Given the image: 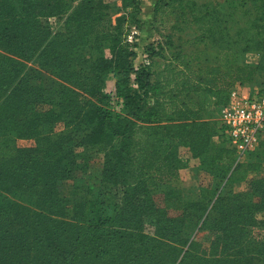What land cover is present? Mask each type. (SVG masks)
<instances>
[{
	"label": "trees",
	"instance_id": "1",
	"mask_svg": "<svg viewBox=\"0 0 264 264\" xmlns=\"http://www.w3.org/2000/svg\"><path fill=\"white\" fill-rule=\"evenodd\" d=\"M250 1L253 17L235 26L230 0H157L155 15L176 13L181 24L172 29L193 27L190 41L215 56L201 60L172 50L171 34H164L159 50L149 48L151 61L135 68L136 52L123 36L125 18L113 26L104 0H0V264H264V237L249 236L256 223L264 225L255 217L264 212V133L256 162L247 164L253 173L248 190L256 198L211 190L194 204L198 211L205 204L198 231L211 233L206 249L194 238L187 245L191 203L177 188L179 146L193 158L213 150L211 162L223 161L221 176L236 153L218 118L192 96L212 94L213 108L219 104L221 111L237 85L264 92V0ZM121 8L134 13L138 0H121ZM42 16L56 17L60 30L53 33ZM250 52L256 62L245 59ZM155 57L165 59L157 68ZM42 69L54 71L58 88L34 83ZM112 73L120 111L106 106ZM73 134H81L85 150L103 152L99 179L111 183L122 202L114 216L101 213L99 192L80 197L67 216L59 181L74 170L67 146ZM19 139L31 144L19 146ZM172 182L176 187L162 192L159 208L151 188ZM165 247L171 252L161 258Z\"/></svg>",
	"mask_w": 264,
	"mask_h": 264
},
{
	"label": "rangeland",
	"instance_id": "2",
	"mask_svg": "<svg viewBox=\"0 0 264 264\" xmlns=\"http://www.w3.org/2000/svg\"><path fill=\"white\" fill-rule=\"evenodd\" d=\"M104 2L109 5L107 11H109V18L113 26L117 24L118 19L121 21L125 18L123 23V31L125 33L123 36L125 37L126 42H128L136 52V56L132 59L135 68L151 61L149 58V48H152L153 46L155 50H159L160 48L157 46V43L164 40V34H171V39L174 44L172 50L179 48L186 53H193L194 57L201 55V60L204 58H211L212 60L215 56V53L211 52L208 48H205L202 43H196L194 40L190 41V39L195 38L197 33L193 27H183L182 22V29H172V26L176 24V22L181 24V20L177 18L178 15L176 13L165 15L160 11L155 15L154 4L157 0H138V8L134 13H132L131 9H122L121 0H104ZM230 3L233 6H236V9L233 11L234 25L239 26L248 24L253 17V14H251V12H253V4L251 1L246 0L245 6H242L243 0H230ZM228 10L229 9H226L225 12ZM40 19L43 23H48L51 26V31L53 33L60 30V22L56 17L42 16ZM172 50L166 48L165 54L167 57L169 56L167 51ZM104 54L107 57H111L108 48H105ZM256 58H258V55L251 52L245 56V59L248 62H252ZM164 61L165 59L162 57H155L153 68H157L158 63ZM52 72H54L52 69H42L40 78L35 80L34 83L45 89H48L50 85L58 88L59 79L51 74ZM115 80L116 77L113 73L109 74L106 79L105 92L108 96V105L106 106L112 110L120 111L123 108V104L121 100L116 97ZM46 94H48L47 91ZM191 100L206 103L210 116L212 118H219L220 111L217 108L220 106L217 104V106L213 108V102L216 101L217 98L212 94L201 92L193 95ZM213 109L214 111H212ZM55 128L61 130L63 124L57 123ZM80 135L81 134H73L71 140L67 144L73 152V173L70 177L59 181L60 194L66 205V214L67 216L72 215L73 204L79 200L80 197H88L95 192H99L101 194V200L103 201V209L101 213L103 215L114 216V213L119 209L122 202L119 195L115 194L114 186L109 182H102L99 179L101 162L103 161V152L98 147L85 150L83 145L79 142ZM17 143L19 146L31 144V142L28 143V140L26 139H19ZM5 152H7V150H5ZM212 155H214V151L210 150L202 158H193L187 147H178V156L182 161L183 166L179 170L177 188L182 192L183 198L186 202L191 203L189 213H187L184 221V229L187 236H189L187 245L194 238L204 245L203 249H206L210 244L211 233L205 228L198 231L201 223L199 217L201 216V210L205 207V204H203V208L198 211L197 206L194 205L195 203L201 202L202 197L210 195L211 190H217L218 193L222 191L225 194H238L246 201L254 200L256 198V194L249 192L248 190V180L253 173L249 170L247 164L256 162L257 156L254 154V150L246 151L242 154L235 153L233 156L229 157L227 162L230 164L231 170L226 176H221L218 171V169L221 168L220 165L223 161H217L216 163L213 161L211 162ZM209 163H215L212 165V169L208 168ZM260 171L264 174V155L260 162ZM173 187H176L174 182L169 184L159 183L151 188L152 193L155 195L154 198L156 203L160 205L159 208L163 205L162 192ZM170 214L175 215L173 211H170ZM255 217L257 221L263 220L264 212L256 211ZM146 229H144V232L152 235L153 229ZM249 236L255 240L263 238L264 225L262 223H256L249 229ZM167 248L168 247H165L161 250V258H166L171 252V250H168ZM181 256L182 255L179 256L177 262H179ZM114 263L115 260L112 262L106 260L99 262V264Z\"/></svg>",
	"mask_w": 264,
	"mask_h": 264
},
{
	"label": "built area",
	"instance_id": "3",
	"mask_svg": "<svg viewBox=\"0 0 264 264\" xmlns=\"http://www.w3.org/2000/svg\"><path fill=\"white\" fill-rule=\"evenodd\" d=\"M218 121L237 154L254 150L264 133V92L245 85L231 88Z\"/></svg>",
	"mask_w": 264,
	"mask_h": 264
},
{
	"label": "crops",
	"instance_id": "4",
	"mask_svg": "<svg viewBox=\"0 0 264 264\" xmlns=\"http://www.w3.org/2000/svg\"><path fill=\"white\" fill-rule=\"evenodd\" d=\"M258 60V58H256L255 60H253L252 62H256Z\"/></svg>",
	"mask_w": 264,
	"mask_h": 264
}]
</instances>
